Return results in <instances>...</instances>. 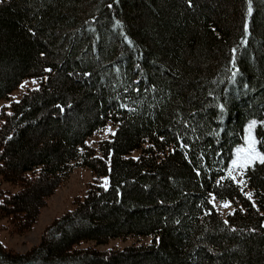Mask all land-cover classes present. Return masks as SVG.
I'll list each match as a JSON object with an SVG mask.
<instances>
[{
	"label": "trees",
	"instance_id": "16d2710c",
	"mask_svg": "<svg viewBox=\"0 0 264 264\" xmlns=\"http://www.w3.org/2000/svg\"><path fill=\"white\" fill-rule=\"evenodd\" d=\"M28 79L39 90L0 114V220L25 235L75 168L93 178L27 253L0 243V264H264V165L216 186L264 120V0L251 15L248 0H5L0 101ZM210 192L233 204L227 224Z\"/></svg>",
	"mask_w": 264,
	"mask_h": 264
},
{
	"label": "rangeland",
	"instance_id": "374dc122",
	"mask_svg": "<svg viewBox=\"0 0 264 264\" xmlns=\"http://www.w3.org/2000/svg\"><path fill=\"white\" fill-rule=\"evenodd\" d=\"M33 79H28V84L25 87H20L15 91L8 100L0 101V114L3 108H8L12 102L20 101L23 95L31 89L37 88V85L32 84ZM37 80V79H36ZM25 82V81H24ZM23 82V83H24ZM22 83V84H23ZM37 84H40V80H37ZM2 123V119L0 116V125ZM108 127L116 133V127L112 125L106 126L104 129L98 131L94 134L89 140L88 145L96 146L101 141L109 140L113 136V134L107 131ZM243 146V145H242ZM93 174L87 168H75L68 178L64 181V183L60 186L59 189L56 190L55 194L52 195L48 200L46 206L42 209L41 214L39 216L38 222L32 228L30 232L25 235H17L11 234L7 221L0 220V243L9 250H14L18 253H27L32 247L39 244L42 234L45 229H47L55 219L60 218L63 214L73 209V202L76 198L83 197L87 191L88 184L92 180ZM238 180L243 179V176H238ZM5 187L10 188L11 186L5 184ZM12 189V188H10ZM14 190V189H12ZM216 209L220 212L225 220L228 219L229 213L232 212L234 208L231 203L229 208L222 207L220 201H216ZM151 242L150 239H128L126 241L123 240H115L110 242L107 246H99L100 250L105 249H122L127 246H130L134 243H144L149 244ZM92 245V244H88Z\"/></svg>",
	"mask_w": 264,
	"mask_h": 264
},
{
	"label": "snow or ice",
	"instance_id": "6c2138e0",
	"mask_svg": "<svg viewBox=\"0 0 264 264\" xmlns=\"http://www.w3.org/2000/svg\"><path fill=\"white\" fill-rule=\"evenodd\" d=\"M5 2V0H0V4H3ZM116 2H118V0H116ZM188 6L192 7V0H187ZM109 8L112 7L111 4L108 5ZM252 14V0H248V15ZM119 23V22H117ZM244 32L245 34L248 33L249 31V25L247 22H245L244 24ZM29 31H31V29H29ZM246 41H244L242 39L241 43H245ZM232 53H235L237 51V49L233 48ZM41 56H44L45 54L43 52L40 53ZM232 63V67L235 69L236 68V62L235 59L233 58V60L231 61ZM139 67V66H137ZM44 72H52L51 68H45L43 70ZM69 75H73V73H69ZM85 76H90L91 73L85 72L84 73ZM237 75H239V70L237 69L236 71H232L231 76L229 77L230 81H235V78L237 77ZM44 79H48L47 76L44 77ZM28 84V81H25L23 84H21V87H25ZM32 84L37 85L36 90H39V85L37 84V80L33 79L32 80ZM245 87H247V85H245ZM125 91H127V89H125ZM137 92H139V89H136ZM209 95H212V93L210 92ZM121 108H127V105L125 104H121L120 105ZM216 107H218L220 109V115H223V112L226 108V105L224 103H219L216 105ZM111 114V113H109ZM190 115L194 116L195 113H190ZM185 127L187 128L188 126V122L185 121ZM259 127L264 128V120H257L255 118L250 119L248 121V123L246 124V126L244 127V144L243 146H238L235 148L234 150V157L230 158V162L228 163L227 167L225 169H223V171L225 172L224 176H220L217 180H216V186L220 187L222 186L221 182L224 181L225 179L232 181L233 183H236L237 185L240 184H244L246 183V172L249 169L254 168V166L256 164L259 165H264V151H261L257 145H264V139H260L256 133L255 130ZM107 131L111 134H115L114 131L111 129V127H108ZM161 139H163V137H161ZM177 139L181 141L180 146L182 148H188L189 145L186 143H183L182 138L177 135ZM86 144H88V141H85ZM136 159H138V157H134ZM39 171V170H37ZM194 171H196L197 176L200 175V171L199 169H194ZM238 176H244L245 179H241L238 180L237 177ZM104 185L106 186L108 183V178L104 177ZM216 195L214 193H209V197H211L209 203L213 205V207H216L215 204V199H216ZM245 195L247 196V198L249 200L252 199V194L251 193H245ZM161 203H163V201H161ZM222 207L224 208H229L231 205V201H221ZM253 207L255 206V203L253 202ZM258 210V209H257ZM240 211H244L243 208L240 209ZM206 214H211V210L206 213ZM230 215H234L235 214V209L232 210V212L229 213ZM177 224H179V221H176ZM225 224L228 223L227 220L224 221ZM264 226V225H262Z\"/></svg>",
	"mask_w": 264,
	"mask_h": 264
}]
</instances>
